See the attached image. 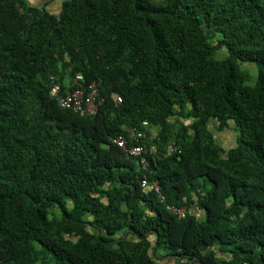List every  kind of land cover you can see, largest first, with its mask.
<instances>
[{"label": "trees", "instance_id": "16d2710c", "mask_svg": "<svg viewBox=\"0 0 264 264\" xmlns=\"http://www.w3.org/2000/svg\"><path fill=\"white\" fill-rule=\"evenodd\" d=\"M0 264H264V0H0Z\"/></svg>", "mask_w": 264, "mask_h": 264}, {"label": "built area", "instance_id": "2783aa9c", "mask_svg": "<svg viewBox=\"0 0 264 264\" xmlns=\"http://www.w3.org/2000/svg\"><path fill=\"white\" fill-rule=\"evenodd\" d=\"M81 78L82 77L80 75L76 76V79ZM99 84L100 83L98 81L92 80L85 86H79L72 90H65L63 93L59 92V85L54 84L51 88V94L56 97L58 104L63 108L73 111H82L89 115H94L99 110L103 101L99 94ZM117 100L120 101V98L117 97ZM145 123L146 122H143V124ZM142 137L143 132L141 130H134L131 128L125 133L118 134L116 137H113L112 142L123 148L129 156L137 159L143 169L148 165V159L144 154V146L141 143ZM173 150L174 148L169 146V153ZM140 184L145 186V177L140 180ZM153 185L156 189L158 188L156 182H153ZM168 209L175 212L178 216L183 215V209L174 208L172 206H168Z\"/></svg>", "mask_w": 264, "mask_h": 264}, {"label": "rangeland", "instance_id": "374dc122", "mask_svg": "<svg viewBox=\"0 0 264 264\" xmlns=\"http://www.w3.org/2000/svg\"><path fill=\"white\" fill-rule=\"evenodd\" d=\"M247 64L248 63L242 62L240 67L242 69H247L250 72L251 77L248 83L254 84L257 80L256 68L252 64H250V66ZM249 68H253L255 71L252 73V71ZM213 134H214V137L216 138V141L220 143V145L223 146L224 148L232 147L235 145V138H236L237 131H234L233 133L231 129H227V130H222V131H215L213 132ZM202 217L203 216H200L201 219Z\"/></svg>", "mask_w": 264, "mask_h": 264}, {"label": "crops", "instance_id": "0c3cea01", "mask_svg": "<svg viewBox=\"0 0 264 264\" xmlns=\"http://www.w3.org/2000/svg\"><path fill=\"white\" fill-rule=\"evenodd\" d=\"M30 4L45 6L50 11H58L63 0H28Z\"/></svg>", "mask_w": 264, "mask_h": 264}]
</instances>
